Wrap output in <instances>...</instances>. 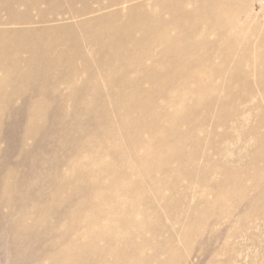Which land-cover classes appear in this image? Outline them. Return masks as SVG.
Masks as SVG:
<instances>
[{"label":"rangeland","instance_id":"374dc122","mask_svg":"<svg viewBox=\"0 0 264 264\" xmlns=\"http://www.w3.org/2000/svg\"><path fill=\"white\" fill-rule=\"evenodd\" d=\"M31 1L0 0V60H36L0 81V264H53L90 219L120 248L149 245L117 264L157 247L162 264H264V0H232L234 46L217 29L198 48L175 35L195 18L165 8L200 0ZM130 38L117 59L93 44ZM197 75L211 80L196 93ZM178 82L191 98L166 102Z\"/></svg>","mask_w":264,"mask_h":264},{"label":"bare ground","instance_id":"6f19581e","mask_svg":"<svg viewBox=\"0 0 264 264\" xmlns=\"http://www.w3.org/2000/svg\"><path fill=\"white\" fill-rule=\"evenodd\" d=\"M77 1H79V2H82V3H84V2H86V0H67V3L69 2L70 4H72V3H75V2H77ZM97 1V0H96ZM118 1H120V0H118ZM166 1V0H165ZM169 1V0H168ZM167 1V2H168ZM188 1V0H187ZM191 1V0H190ZM193 1V0H192ZM206 1V0H205ZM205 1H203V0H200V2H202V3H204ZM243 1V0H242ZM247 0H244L242 3L244 4L245 2H246ZM29 2V1H28ZM34 2V0H32L30 3H33ZM117 2V1H116ZM181 2V1H180ZM180 2H178L179 4H180ZM199 2V4L197 3L196 5V7H195V9H194V13H191L190 12V14L187 12V9H184V8H182V7H180V8H177V9H174V8H165V13L172 19L171 21H173V19L174 20H184L185 18H187V17H192V18H195L194 20H193V23H190V24H193L192 25V27H187V26H190V25H186V23H183L184 24V26H183V28L182 29H179V28H177L178 29V31H176V37H181V36H184V37H186L187 39L185 40V42H184V44L183 45H190V48L192 47V48H198L201 44H203L202 42H204V41H202V42H200V39L199 38H203V37H205V39H206V37H207V35H209L210 34V31L212 32V31H214V30H219L220 32H221V34H224V37L226 38V40L225 41H227V44L228 45H232V46H234L238 41H236V40H238V38H235V37H238V35H241V37L243 38V37H245L246 36V27L245 26H243V24L242 23H240V21L241 20H238L237 19V16L239 15V14H241L240 12H241V8H242V6H235L234 4H233V2H232V0H207V2L206 3H204V5L203 4H201ZM238 2H240V1H238ZM24 3V2H23ZM65 3V2H64ZM110 3H112V4H114L115 5V3H114V1L113 2H111L110 1ZM109 3V4H110ZM118 3V2H117ZM154 3V2H153ZM175 3H176V1H175ZM189 3V2H188ZM26 4V3H25ZM34 4V3H33ZM111 4V5H112ZM237 4V3H236ZM242 4V5H243ZM175 5V4H174ZM157 6V5H156ZM163 6V5H162ZM166 6V5H165ZM245 6V5H244ZM137 7V6H136ZM34 8V7H33ZM55 9V8H54ZM154 9H156V8H154ZM164 10V9H163ZM71 11H73V9H71ZM153 11V10H152ZM72 13V12H71ZM164 13V14H165ZM247 13V12H246ZM81 15V14H80ZM111 16H113V14L111 15ZM139 17V16H138ZM143 17V16H142ZM103 18H104V16H103ZM225 19L227 20V22H229L230 23V21H232V25H234L235 24V26H232V30H233V33H234V35H233V33H232V31L230 32L231 34H228V31H227V29H228V24L227 25H225ZM170 20V19H169ZM168 20V21H169ZM186 20V19H185ZM234 20L236 21V23H234ZM18 21V20H17ZM246 20L245 19H243L242 20V22H245ZM143 22V21H142ZM226 22V23H227ZM138 23V22H137ZM181 22H179V24H180ZM142 24V23H141ZM182 24V23H181ZM204 26H203V25ZM242 24V25H241ZM144 25V24H143ZM138 26V25H137ZM182 26V25H181ZM194 26V27H193ZM166 27V26H165ZM214 27H215V29H214ZM110 28H112V27H110ZM137 28V27H136ZM148 28V27H147ZM159 28V27H158ZM212 28H213V30H212ZM145 29V28H144ZM114 30V29H113ZM118 30V29H117ZM146 30V29H145ZM253 30V32H255V33H257V30H255V29H252ZM15 31V30H14ZM109 31H110V29H109ZM143 31V30H142ZM108 32V31H107ZM159 34H161L162 36H159L160 38H162V40L164 39V41H166L165 43L166 44H168V41H170L169 40V38H168V36H167V34H166V31H165V29L164 28H161L160 29V31L158 32ZM18 34V33H17ZM109 34V33H108ZM112 35V34H111ZM146 35H148V34H146ZM154 35H156V34H154ZM262 36V35H261ZM150 36L148 35V38H149ZM223 37V38H224ZM154 38V37H153ZM193 38H196V41L195 42H192V43H190L189 41L190 40H192ZM263 38V37H262ZM252 39V38H251ZM102 40V39H101ZM149 40V39H148ZM151 40V39H150ZM202 40H204V39H202ZM257 40V39H256ZM260 40V39H259ZM13 41V40H12ZM131 41V38L130 39H127V40H125V39H120V40H114V39H110V40H108L107 39V42H103V41H97V44L99 43V45H97V44H95V43H93L94 45H96L97 46V52L99 53V54H102V53H110L111 54V57L113 56V57H116V59H117V57L119 56V54L118 53H120V51L123 49V47H125L124 45H129V42ZM39 42V41H38ZM95 42H96V39H95ZM224 42V41H223ZM205 44V43H204ZM22 45V44H21ZM101 45V46H100ZM162 45V44H161ZM242 45H244V44H242ZM60 46V45H59ZM204 46V45H203ZM18 47V46H17ZM22 47V46H21ZM34 47V46H33ZM103 47H105L106 48V50H105V48H103ZM228 48V47H227ZM243 49V48H242ZM2 50V49H1ZM239 50V49H238ZM101 51V52H100ZM231 51H233V50H231ZM230 51V52H231ZM6 53V52H5ZM236 53V52H235ZM255 53V54H254ZM253 54H254V62H253V66L254 67H256L255 65H257V66H260L262 63H263V61H264V59H262V58H264V42H261V44L259 45V51H256V52H254ZM256 53H257V55H256ZM33 54V53H32ZM118 54V55H117ZM122 54V53H121ZM179 55V54H178ZM245 58H247V61H249V59H250V56L252 57V55L250 54V56H249V53H245ZM6 55H4V57H5ZM109 57V56H108ZM111 57H110V59H111ZM223 57H225V55H223ZM131 58V57H130ZM144 58V57H143ZM8 58H6V59H2V60H0V71L1 72H3L4 74V76L2 77V78H0L1 80L0 81H3V82H10V81H12V80H14V79H12L13 77H11V76H13L14 74H17V73H21L22 72V70H25L26 69V71L28 70V67H30L31 65H33L34 63H35V61L36 60H34V59H29V60H27V61H24V63L22 62V61H20V60H16V59H12V60H7ZM11 59V58H10ZM19 59V58H18ZM109 59V58H108ZM109 59V60H110ZM115 59V60H116ZM124 59H126L127 61L128 60H130L129 58H124ZM107 60V59H106ZM125 60V61H126ZM240 60H241V58H240ZM52 61L53 60H51V61H43L42 59H39V60H37V62L39 63V64H41V63H46V66L48 67V66H53L55 63H52ZM126 61V62H127ZM242 61V60H241ZM240 61V62H241ZM257 61V62H256ZM101 62H103L102 60H100V64H102ZM246 62V61H245ZM107 63V62H106ZM128 63H131V62H128ZM127 63V64H128ZM170 62L169 61H166V64H169ZM52 64V65H51ZM241 64V63H240ZM239 64V65H240ZM246 64V63H245ZM56 65V64H55ZM238 65V64H237ZM112 66V65H111ZM110 66V67H111ZM131 66H133V65H131ZM22 67H24V68H22ZM32 67V66H31ZM45 67V66H44ZM237 67V66H236ZM225 68V67H224ZM235 69V68H234ZM106 70V69H105ZM110 70V69H109ZM76 71V70H75ZM245 71V70H244ZM249 71V70H248ZM24 72V71H23ZM230 72V71H229ZM74 73V72H73ZM246 73V72H245ZM248 73V72H247ZM152 74H154V73H152ZM242 74V73H241ZM11 75V76H10ZM199 75H201V74H199ZM199 75H197V76H193L194 78H193V82L196 84V93L197 92H201L202 91V85H203V83H205L206 81H209V80H211V76L210 77H201V76H199ZM56 76H58V75H56ZM60 76H62V75H60ZM125 76V75H124ZM154 76V75H153ZM227 76H229V75H227ZM40 77V76H39ZM238 77V76H237ZM37 78H38V76H37ZM44 79H42V81L43 82H45L46 81V78L45 77H43ZM146 78V77H145ZM164 78V77H163ZM166 78V77H165ZM191 78V77H190ZM248 78V77H247ZM58 79V78H57ZM149 79V78H148ZM157 79H158V77H157ZM160 79V78H159ZM167 79V78H166ZM188 79V78H187ZM192 79V78H191ZM234 79V78H233ZM35 80L37 81V79L35 78ZM56 80V79H55ZM59 81H61L60 80V78L58 79ZM57 80V81H58ZM155 80V79H154ZM167 80H169V79H167ZM186 80V79H185ZM157 81V80H156ZM155 81V82H156ZM2 82V83H3ZM65 82L67 83V82H71V79H70V76L69 75H66V77H65ZM124 83V82H123ZM158 83V82H157ZM163 84H164V82H162ZM162 83H161V85H162ZM178 83H180V82H178ZM181 83H182V81H181ZM178 84L177 85V87H175L177 90H175V91H168V92H166V95H167V100L168 99H170L171 101H173V103L175 102V103H177L178 101H180V100H182V101H184L183 99H185V98H182V96H185V97H190V96H188L187 94L189 93V91L188 90H190L189 89V87H188V85L187 84H185L184 82V84ZM208 83V82H207ZM151 84V83H150ZM209 84H210V82H209ZM211 84H212V82H211ZM124 85V84H123ZM126 85V84H125ZM165 85V84H164ZM147 86V85H146ZM153 86V85H152ZM208 86V85H207ZM206 86V87H207ZM126 87V86H125ZM190 87H191V85H190ZM212 87V86H211ZM138 88V87H137ZM193 88V87H192ZM209 88V87H208ZM171 89H173V88H171ZM207 89V88H206ZM212 89V88H211ZM210 90V89H209ZM180 92H182L181 94H180ZM211 92V91H210ZM146 93V92H145ZM117 94V93H116ZM121 96V95H120ZM125 96V95H124ZM214 96V95H213ZM119 98V97H118ZM139 98V97H138ZM191 98V97H190ZM216 98V97H215ZM135 99V98H134ZM138 100V99H137ZM159 100V99H158ZM170 100H168V101H166V102H169ZM100 101V100H99ZM118 103V102H117ZM173 103H171L170 102V105H175V104H173ZM35 104V103H34ZM169 104V103H168ZM184 104V103H183ZM30 105H31V103H30ZM182 105V104H181ZM185 105V104H184ZM97 106V105H96ZM120 106V105H119ZM189 106V105H188ZM187 106V107H188ZM32 107H34V106H32ZM166 107V106H165ZM186 107V108H187ZM191 107V106H190ZM161 108H163V107H161ZM35 109H36V106H35ZM34 109V111H33V109H32V112L34 113L35 112V114H36V112H41V111H37V110H35ZM99 109V108H98ZM97 109V110H98ZM188 109H190V108H188ZM40 110V109H39ZM165 111L166 112V110L165 109H162V111ZM167 110H169V109H167ZM92 111H93V109H92ZM95 111V110H94ZM100 111V110H99ZM151 111V110H150ZM163 111V112H164ZM172 111V110H171ZM185 111V110H184ZM119 112V111H118ZM155 112V111H154ZM170 112V111H169ZM93 113V112H92ZM172 113H173V111H172ZM176 113H178L177 111H176ZM211 113V112H210ZM108 114V113H107ZM106 114V115H107ZM154 114V113H153ZM30 115H32V114H30ZM157 115V114H156ZM168 115H171V114H169L168 113ZM171 116H175V113L174 114H172ZM171 116H169V117H171ZM176 117V116H175ZM168 118V117H167ZM170 122V121H169ZM150 123V122H149ZM170 124V123H169ZM147 146V145H146ZM147 148H148V146H147ZM139 190L140 191H142V188H139ZM220 195V194H219ZM128 214V215H127ZM126 215L127 216H129L130 217V219H129V224L131 225V210L130 211H128V212H126ZM95 216H97L96 214H95ZM128 218V217H127ZM126 218V219H127ZM94 219V218H93ZM125 219V220H126ZM126 222V221H125ZM93 223L94 222H92V220L90 219L89 220V222H88V226H89V231H87V233L85 234V236H84V241H78V240H72V241H70L69 242V244H67V246L63 249V250H61L60 252H59V255H58V258L55 260V262L53 263V264H78V263H80V264H117V258H119L120 259V257H123V256H125L124 254H126L130 259H131V253L133 252V255L135 254H137V255H139L140 254V252L141 251H143L144 249H148V247H149V245L146 243V242H142L141 244H138V245H136L135 244V247H132V249H131V241H129L125 246H122L121 248H120V246H118L117 245V243H120L121 241H123V239L125 238V237H123L122 239H116V237H118V236H116L115 234H112V233H110V234H108V233H105V231L104 230H95V229H93V230H91V228H92V225H93ZM120 223V222H119ZM135 223V222H134ZM116 224V223H115ZM136 224V223H135ZM117 225V224H116ZM119 225V224H118ZM117 225V226H118ZM126 225H127V222H126ZM136 226H137V224H136ZM123 227V226H122ZM126 227V226H125ZM124 227V228H125ZM127 227H129L128 225H127ZM126 227V228H127ZM118 228V227H117ZM119 229V228H118ZM120 229H121V227H120ZM134 229V228H133ZM116 230V229H115ZM121 230H123V229H121ZM126 230V229H125ZM129 230V229H128ZM109 232V231H108ZM122 232V231H121ZM120 232V233H121ZM127 231H125V233H126ZM129 232V231H128ZM115 233H116V231H115ZM123 233V232H122ZM117 234V233H116ZM103 235H105V236H103ZM119 235V234H118ZM122 235H124V233L122 234ZM121 236V235H120ZM126 236H131V232H130V234H127L126 233ZM101 238V237H103L104 239L103 240H107L108 242L110 241V240H112V243L111 244H109L108 246H106V247H100V246H97L96 244H95V239H97V238ZM127 238V237H126ZM117 240V241H116ZM122 243V242H121ZM118 246V247H117ZM132 246H134V245H132ZM161 248H159V247H157V248H155L154 250H156V252H154V254L152 255V256H149L148 257V259H146V261H143V260H137L136 261V263L134 262L133 264H151V263H155V264H162L163 262H162V260H160V258H159V256H160V254H161V252L159 253L158 251L160 250ZM132 250V251H131ZM134 255V257H137V256H135ZM126 256V257H127ZM133 257V258H134ZM124 258V257H123ZM125 259V258H124ZM137 259V258H136ZM109 261V262H108ZM148 261H149V263H148ZM123 262V261H122ZM126 264H131V261L129 262V263H126Z\"/></svg>","mask_w":264,"mask_h":264}]
</instances>
